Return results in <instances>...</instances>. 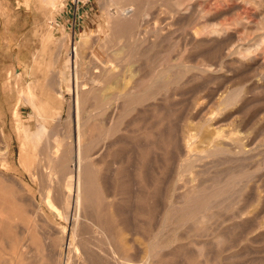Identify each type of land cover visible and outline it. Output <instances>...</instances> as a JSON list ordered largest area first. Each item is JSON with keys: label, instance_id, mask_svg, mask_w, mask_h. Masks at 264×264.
Wrapping results in <instances>:
<instances>
[{"label": "rangeland", "instance_id": "obj_1", "mask_svg": "<svg viewBox=\"0 0 264 264\" xmlns=\"http://www.w3.org/2000/svg\"><path fill=\"white\" fill-rule=\"evenodd\" d=\"M256 1L55 0L53 10L43 5L38 12L35 0H0V264H119L124 256L129 264H264V2L257 1L260 8ZM127 6L135 12L121 21ZM185 8L190 11L184 16ZM215 28L224 29L221 37L212 34ZM52 32V41L39 39ZM260 38L261 47L254 48ZM81 39L85 44L78 47ZM34 52H41L42 62L31 74ZM128 59L135 69L126 88L118 90L112 78L103 91L102 80L96 81L101 65ZM138 64L155 69L154 77L162 71L165 79L145 88L142 76L151 71ZM204 65L214 72L198 69ZM168 72L177 76L173 82ZM34 80L41 82L43 98L60 95L62 102L57 117L44 123L37 149L29 138L41 123L21 96ZM138 84L142 92L131 94L132 100L127 91ZM116 91L123 97L120 109L101 108ZM76 101L83 137L87 132L79 146ZM113 125L114 136L104 138ZM190 133L195 159L187 162L184 138ZM77 160L84 163L80 178ZM77 182L80 211L73 197ZM191 186L203 197L223 192L198 210L185 204L184 213L180 195ZM77 223L86 249L69 247Z\"/></svg>", "mask_w": 264, "mask_h": 264}, {"label": "bare ground", "instance_id": "obj_2", "mask_svg": "<svg viewBox=\"0 0 264 264\" xmlns=\"http://www.w3.org/2000/svg\"><path fill=\"white\" fill-rule=\"evenodd\" d=\"M58 1V0H57ZM257 1H259V0H257ZM257 1L255 2L257 5H258V3H257ZM54 2H55V0H39L38 1V6L40 7V9H42V11H43V5L44 6H46V7H52L53 5H54ZM125 2H126V0H125ZM133 2V1H132ZM260 2H261V0H260ZM263 2H264V0H262V4H263ZM122 4V3H121ZM174 4V3H173ZM57 5V4H56ZM55 5V6H56ZM131 5V4H130ZM259 5H260V3H259ZM258 5V6H259ZM176 6L178 7V3L176 4ZM191 6V5H190ZM261 6V5H260ZM259 6V7H260ZM45 7V8H46ZM122 7V6H121ZM44 8V9H45ZM53 8H54V6L51 8V10H53ZM180 8H181V5H180ZM261 8V7H260ZM136 9V8H135ZM134 8H132V7H130V6H127L126 8H124L123 10H120L121 12H119V20H121V21H123V20H128V19H130L132 16H133V14H134V10H135ZM139 9H141L140 7H139ZM191 9V8H190ZM175 10H177V9H175ZM187 10H189V9H184V11H182V15L184 14V16L186 15V14H188V13H186V12H188ZM140 11V10H139ZM138 11V12H139ZM190 11V10H189ZM44 12V11H43ZM118 12V11H117ZM144 12V11H143ZM142 12V13H143ZM142 13H139L137 16H139V17H141V15H142ZM178 14H179V12H178ZM181 14V13H180ZM261 14H262V12H261ZM49 15H51V13H49ZM48 15V16H49ZM115 15V14H114ZM181 15V16H182ZM143 16V15H142ZM261 17H264V16H261ZM137 19V18H136ZM262 19V18H261ZM117 21V20H116ZM134 21V20H133ZM262 21H264V19L262 20ZM113 22V21H112ZM114 24V23H113ZM132 25V24H131ZM257 25V24H256ZM135 26V25H134ZM215 26V25H214ZM219 26V25H218ZM125 27V26H124ZM132 27V26H131ZM137 28V27H136ZM207 30V29H206ZM257 30V29H256ZM212 34H214L216 37H221V36H219V35H221V34H223V32H224V29L223 28H215V29H212ZM121 34V33H120ZM225 34V33H224ZM263 34V33H262ZM262 34L260 35V36H262ZM51 35L52 34H48V35H46L43 39H45V40H47V39H49L50 37H51ZM213 35V36H214ZM121 38H122V36H121ZM213 39V38H212ZM216 39V38H215ZM220 39V38H219ZM219 39H217V40H219ZM261 39L262 38H260V39H258L256 42H255V44H254V48L255 47H259L260 46V41H261ZM216 40V41H217ZM219 41H221V40H219ZM211 42V41H210ZM209 42V43H210ZM218 42V41H217ZM224 43V42H223ZM263 43V42H262ZM85 44V39H81L80 41H79V43H78V47H80V46H82V45H84ZM219 44V43H218ZM222 44V43H221ZM219 47H220V44H219ZM247 47V46H246ZM261 47V46H260ZM221 48V47H220ZM249 47H247V48H245L244 50H242L243 52H244V55L245 54H248L249 53V51H250V49H248ZM130 50H132V47H131V49ZM130 50H129V55H130ZM221 50H223V49H221ZM224 50H225V48H224ZM263 50V49H262ZM256 51V50H255ZM132 53V52H131ZM236 53V52H235ZM76 54H77V52L75 53V57H76ZM137 54V53H136ZM234 54V53H233ZM239 54V53H238ZM139 54H137V56H138ZM246 56V55H245ZM140 57V56H139ZM125 58L127 59L128 57L127 56H125ZM134 58V57H133ZM245 58V57H244ZM136 59V58H135ZM151 59V58H150ZM241 59H243V58H241ZM252 59H253V56H252ZM125 60V59H124ZM130 59H128V60H126L127 62H124V63H121V64H118V63H114V62H112V60L111 61H109L105 66H103L102 67V65H101V67L100 68H102L99 72H97V74L98 75H96V81H97V84H98V81L100 82L101 80H102V90L103 91H105L106 90V88H107V86H106V84H107V82H109V79H112V78H115L116 80H117V82H118V84H119V86H117V87H119L120 89H118V90H121V89H125L126 87L124 86V81L127 79V77H128V75H129V73L130 72H133L132 71V69H135V68H133L134 67V65H133V67L131 66V65H129V61ZM137 60H139V59H137ZM155 60V59H154ZM154 60H151L152 62L151 63H153V61ZM156 60H158V59H156ZM250 60V59H249ZM254 60V59H253ZM159 61V60H158ZM242 61V60H241ZM264 61V60H263ZM157 62V61H156ZM239 62V61H238ZM158 63V62H157ZM156 63V64H157ZM159 63H160V61H159ZM158 63V64H159ZM182 63V62H181ZM180 63V64H181ZM132 64V63H131ZM154 64V63H153ZM157 64V65H158ZM161 64H162V62H161ZM182 64H184V63H182ZM181 64V65H182ZM238 64H240V62L238 63ZM143 64H141L140 66H142ZM152 65V64H151ZM155 65V64H154ZM157 65L155 66V67H157ZM193 65V64H192ZM40 66V65H39ZM39 66H38V68H39ZM136 66V65H135ZM137 66H139V64L137 65ZM136 66V67H137ZM139 66V67H140ZM159 66H160V64H159ZM184 66H186V64L184 65ZM191 66V65H190ZM205 66V65H204ZM132 67V68H131ZM168 66H166L165 68H167ZM170 67V66H169ZM178 67V66H177ZM179 67H180V65H179ZM182 67H183V65H182ZM181 67V68H182ZM188 67V65L186 66V69H188L187 68ZM195 67V66H194ZM240 67V66H239ZM264 67V66H263ZM144 68V66H142L141 67V69H143ZM146 68V67H145ZM144 68V69H145ZM152 68V67H151ZM157 68H160L161 69V67H157ZM164 68V67H163ZM198 68V67H197ZM39 69H41V68H39ZM138 68H136V70H137ZM172 69H174V68H172L171 67V69H170V71H172ZM184 67H183V69H181V70H183V72H184V70H186ZM191 69V68H190ZM198 69H200L201 71H204V72H206V73H209V74H211V73H213L214 72V68H212V67H210L209 65H207V66H205V67H199ZM97 70V69H96ZM165 70V69H164ZM167 70V69H166ZM169 70V69H168ZM177 70H178V68H177ZM176 69H175V71H177ZM189 70V69H188ZM145 71H151L150 69L149 70H144V72ZM154 71V73H156L155 72V69L153 70ZM156 71H158V70H156ZM174 71V72H175ZM26 72L28 73V71L26 70ZM136 72H138V71H136ZM143 72V71H142ZM179 72H180V70H179ZM182 72V71H181ZM180 72V73H181ZM139 73H141V72H139ZM147 73V72H146ZM154 73H152V71L150 72V73H148V74H144V76H142V74H141V76L142 77H146V79H142V81L140 80V79H138V80H140L141 82H146L147 83V85H146V83H145V85H144V87L145 88H147V87H150L151 85H153L154 84V82H155V84L157 85V82H162V81H160V80H164L165 78H164V74L162 73V71H161V73L159 74V75H157V76H155L154 77ZM169 73V72H168ZM167 73V74H168ZM172 73H173V71H172ZM177 73V72H176ZM179 73V74H180ZM216 73V72H215ZM166 74V75H167ZM174 75H175V73H173ZM179 74H178V76H179ZM173 75V76H174ZM140 76V77H141ZM168 76H172L170 73L166 76V77H168ZM173 76L171 77V79H170V77H169V79H170V82H173L172 81V79H173ZM100 77V78H99ZM139 77V78H140ZM141 77V78H142ZM174 77H176L177 78V76H174ZM155 78V81H153V79ZM89 79V78H88ZM91 79V78H90ZM89 79V80H90ZM168 79V80H169ZM175 79V78H174ZM179 79V78H178ZM92 80V79H91ZM116 80H114V81H116ZM166 80H167V78H166ZM176 80V79H175ZM175 80H174V82H175ZM180 80V79H179ZM139 81V82H140ZM177 81V80H176ZM139 82H137V83H139ZM170 82L168 83V84H170ZM87 83V82H86ZM85 83V84H86ZM95 83V82H94ZM115 83V82H114ZM163 83H165V81H163ZM163 83H161V84H159V85H162ZM25 84V83H24ZM88 84V83H87ZM90 84V83H89ZM96 84V83H95ZM112 84V83H111ZM142 84V83H141ZM154 84V85H155ZM166 84V83H165ZM165 84H163V85H165ZM117 85V84H116ZM115 85V86H116ZM126 85V84H125ZM137 85V84H136ZM135 85V86H136ZM139 86H133V87H131V88H129V90L127 91L128 92V94L126 95L127 97H129L128 95H130V97H132L131 96V94H133V93H136V92H139V90L142 92V87H141V89L139 88L140 87V84H138ZM143 85V84H142ZM162 85V86H163ZM78 86V85H77ZM166 86V85H165ZM45 87V86H44ZM99 87H100V84H99ZM106 87V88H105ZM109 87H110V85H109ZM143 87V89L145 90V88ZM161 87V86H160ZM167 87V86H166ZM89 88V87H88ZM151 88V87H150ZM162 88V87H161ZM163 88H165V87H163ZM76 89V88H75ZM78 89V92H81V91H84V90H86L85 88L84 89H79V88H77ZM105 89V90H104ZM152 89V88H151ZM156 89H158V88H156ZM100 90L101 89H99V92H100ZM107 90H108V88H107ZM143 90V91H144ZM161 90V89H160ZM166 90V89H165ZM91 91V90H90ZM89 91V92H90ZM151 91V90H150ZM153 91H154V89H153ZM153 91H151V92H153ZM111 92V91H110ZM117 92V91H116ZM118 92H120V91H118ZM114 93V94H111L110 96H108L107 94V96H105V98H103V100H102V103H101V108H103L104 110H107V109H109V108H112L113 107V109L114 110H116V109H118L119 107H120V103L121 102H119L118 101V99L120 100V98H118V96H121V94L120 93ZM122 92V91H121ZM149 92V91H148ZM151 92H150V94H151ZM59 93V92H58ZM92 93V92H91ZM91 93H89V94H91ZM106 93V92H105ZM101 94V93H100ZM148 94V93H147ZM147 94H146V96H147ZM149 94V95H150ZM74 95V94H73ZM21 96H23L26 100H27V103H29L30 104V106L33 108V114H34V116H35V118H36V120L38 121V122H40L41 123V125L39 124V126H40V130H37L36 132H34V133H32V137L31 138H29L30 140L33 138V140H34V142H33V140H32V142L33 143H35V145H33V148H36V143L38 142V140H39V137H40V134L44 131L43 130V128H44V126H45V122L47 123L49 120H51V119H53V118H56L57 117V115L59 114V111H60V109H62L61 108V105H62V102H61V99H60V95H59V97H57L56 96V98L54 99V100H49V99H47V98H43V96H45V95H43L42 94V85H41V82L39 81V80H36V81H32V82H30L29 84L28 83H26V85L25 86H23V88H22V91H21ZM91 96V95H90ZM233 96V95H232ZM62 97V96H61ZM103 97V96H102ZM125 97V96H124ZM145 97V96H144ZM227 97V96H226ZM123 98V97H122ZM121 98V99H122ZM126 98V97H125ZM228 98V97H227ZM127 99V98H126ZM129 99V98H128ZM131 99V98H130ZM123 100H125V99H123ZM132 100H133V97H132ZM131 100V102H134V101H132ZM134 100H140V99H134ZM227 100V99H226ZM79 101V100H78ZM78 101H76V112H75V120H76V124L78 125V128H80L81 127V125L82 124H80V118H81V116H80V108H82V106L79 108V106H78ZM81 101V100H80ZM127 101V100H126ZM130 102V103H131ZM229 102V101H228ZM126 104V102L124 101V102H122V104ZM134 103H136V102H134ZM127 107V106H126ZM129 107V106H128ZM120 109V108H119ZM110 118H112V117H110ZM15 119H16V121H18V117L17 116H15ZM116 119V118H115ZM119 119H120V117H119ZM116 121V120H115ZM108 122H109V120H108ZM19 123V122H18ZM112 123V122H111ZM201 123V122H200ZM110 124V123H109ZM112 124H114V123H112ZM80 126V127H79ZM202 125H200V127H201ZM199 127V128H200ZM77 128V129H78ZM30 130V129H29ZM36 130V129H35ZM88 129H86V131H87ZM23 131V130H22ZM21 131V132H22ZM34 131V130H33ZM90 131V130H89ZM88 131V132H89ZM20 132V133H21ZM32 132V131H31ZM78 133L77 134H75V142H76V145H78L79 146V144L81 143V141L82 140H86V137H85V135L87 134V132H86V134L84 135V137H83V134L82 133H84V132H82L81 131V128L80 129H78V131H77ZM82 132V133H81ZM115 132H116V129H115V126L113 125V127H111L110 128V126H108V130L106 131L105 130V134L103 133V135H104V138H108L109 137V135H113L114 136V134H115ZM199 132V131H198ZM23 133L26 135L27 134V131L26 130H24L23 131ZM22 134V133H21ZM97 134V133H96ZM198 134V133H197ZM5 135V134H4ZM102 135V134H101ZM101 135H99L98 136V138L99 137H101ZM20 136V135H19ZM23 136V135H22ZM97 136V135H96ZM3 137V136H2ZM57 137V136H56ZM66 137V136H65ZM185 137V136H184ZM195 136H193L191 133L190 134H188V136L187 137H185L184 138V142H185V148H186V151H185V153H186V161L187 162H191L192 161V158H194V157H190V155L191 154H193V153H195L194 152V150L195 149H193V148H195V147H193L192 146V144H193V142L195 141L194 138ZM28 138V137H27ZM71 138V137H70ZM84 138V139H83ZM4 139V138H3ZM101 139H102V137H101ZM101 139H99V142L101 141ZM7 140V139H6ZM54 140V139H53ZM52 140V141H53ZM91 140H93V139H91ZM95 140V139H94ZM93 140V141H94ZM107 140V139H106ZM28 141V140H27ZM57 141V140H56ZM56 141H55V143H56ZM96 141H97V138H96ZM117 141V140H116ZM248 142V141H247ZM3 143H4V141H3ZM27 143V142H26ZM29 143H31V142H29ZM32 143V144H33ZM90 143H91V141H90ZM89 143V144H90ZM112 143V142H111ZM23 144V143H22ZM86 144V143H85ZM83 145V146H86V145ZM88 144V143H87ZM88 144V145H89ZM105 144V143H104ZM107 144V143H106ZM55 145V144H54ZM194 145V144H193ZM217 145V144H216ZM27 145H25V147H26ZM29 146V145H28ZM35 146V147H34ZM83 146H81V147H83ZM104 146V145H103ZM195 146V145H194ZM105 147V146H104ZM215 147V146H214ZM220 147V146H219ZM22 148V147H21ZM32 148V149H33ZM37 148H38V146H37ZM36 148V149H37ZM76 148H78V147H76ZM213 148V147H212ZM81 149V148H80ZM220 149H222V148H220ZM35 150V149H34ZM34 150H33V152H34ZM49 150V149H48ZM54 150H55V148H54ZM104 150V149H103ZM193 150V151H192ZM217 150V149H216ZM223 150V149H222ZM21 151H24V150H21ZM38 151V150H37ZM199 151V150H198ZM211 151V150H210ZM65 152V151H64ZM191 152H193V153H191ZM21 153H23V152H21ZM79 153V152H78ZM196 153H197V149H196ZM199 153V152H198ZM197 153V154H198ZM38 154V153H37ZM61 154V153H60ZM65 154V153H64ZM211 155V154H210ZM192 156V155H191ZM184 157V156H183ZM53 158V157H52ZM78 158H79V156H78ZM197 158V157H196ZM200 158V157H199ZM203 158V157H202ZM86 159V158H85ZM88 159V158H87ZM195 159V158H194ZM59 160V159H58ZM58 160L56 161V162H58ZM89 160V159H88ZM73 160H71V162H72ZM82 161H84V159L82 160ZM24 162V163H23ZM22 163L23 164H25V161H23ZM55 162V163H56ZM69 162V161H68ZM78 162V163H77ZM77 166H75L76 168H75V170L74 171H76V173L75 174H77V177L78 178H80V175H81V173H82V171H83V162H80V161H78L77 160ZM87 162V161H86ZM224 163V162H223ZM22 164V165H23ZM57 164V163H56ZM65 165L67 164V161L64 163ZM63 164V165H64ZM72 164V163H71ZM229 164V163H228ZM28 165H29V163H28ZM52 165V164H51ZM58 165V164H57ZM180 165H181V163H180ZM185 165V164H184ZM25 166V165H24ZM182 166H183V164H182ZM192 166V165H191ZM26 167H27V164H26ZM33 167V166H32ZM186 167V166H185ZM188 167V166H187ZM186 167V168H187ZM29 168V167H28ZM57 168V167H56ZM186 168H185V170H186ZM54 170H56V169H54ZM58 170H59V168H58ZM67 170V169H66ZM184 170V171H185ZM191 170V169H190ZM189 169H188V171H190ZM69 171V170H68ZM84 172V171H83ZM182 172V171H181ZM241 172V171H240ZM54 173H55V171H54ZM242 173H243V171H242ZM49 174V173H48ZM179 174V173H178ZM230 174V173H229ZM82 175H84V174H82ZM52 179V178H51ZM50 179V180H51ZM56 179V178H55ZM69 179H70V177H69ZM71 179H72V177H71ZM193 179V178H192ZM235 179V178H234ZM59 181V180H58ZM192 181V180H191ZM217 181V180H216ZM43 182H45V180L43 181ZM95 183H96V181H95ZM235 183V182H234ZM197 184V183H196ZM229 184V183H228ZM90 185V184H89ZM216 185V184H215ZM72 187V186H71ZM76 187V186H75ZM81 187H82V184L80 183V182H77V188H78V191L76 192V194H75V196H73L74 197V203H75V206H77L78 208H77V210L79 209V211H80V205H81V203L83 202V200H82V198H81V195H80V189H81ZM86 187V186H85ZM211 187V186H210ZM213 187V186H212ZM54 188V187H53ZM84 188V187H83ZM197 187H194V186H191V188L188 190V191H186V192H184V193H182L181 195H180V202L179 203H181L182 202V205H183V203H184V205L186 204L187 206H190V207H200V208H202V206L204 205V204H206V203H208L209 205H210V202H213L215 199H216V197H218L223 191H221V190H218V191H216L215 193H213V194H211V195H208L207 197H203V196H201L200 194H199V192H195V189H196ZM215 188V187H214ZM213 188V189H214ZM85 189V188H84ZM83 189V190H84ZM98 189H99V187H98ZM54 190V189H53ZM224 190V189H223ZM199 191V190H198ZM55 192V191H54ZM87 192H88V190H87ZM200 193H201V191H200ZM44 194V193H43ZM73 194V193H72ZM96 194V193H95ZM27 195V194H26ZM76 195H77V199H76ZM86 195V194H85ZM206 195V194H205ZM87 196V195H86ZM18 198V197H17ZM25 198V197H24ZM42 198H44V196L42 197ZM48 199V198H47ZM91 199V198H90ZM15 200H17V199H15ZM27 200V199H26ZM71 200V197H70V199H69V201ZM87 200V199H86ZM91 200H93V199H91ZM176 200H179L178 198L176 199ZM203 200H204V203H203ZM25 201V200H24ZM33 201V200H32ZM94 201H96V200H94ZM216 201V200H215ZM60 202V201H59ZM87 202V201H86ZM31 203V202H30ZM93 203V202H92ZM95 203V202H94ZM173 203V202H172ZM59 204V203H58ZM86 204V203H85ZM17 205V204H16ZM89 205V204H88ZM87 205V207H88V209H89V207L90 206H88ZM185 205V206H186ZM34 206V205H33ZM55 206V205H54ZM187 206L185 207V209L182 207H180L182 210L184 209V213L185 212H188L189 210V208H187ZM86 207V208H87ZM176 207V206H175ZM75 208V207H74ZM74 208H72V210L74 209ZM86 208H85V210H86ZM117 208V207H116ZM178 208V207H177ZM54 209V208H53ZM165 209V208H164ZM179 209V208H178ZM178 209H177V216H178V212L181 210V209H179V211H178ZM187 209V210H186ZM208 209H209V207H208ZM59 210V209H58ZM91 210V209H90ZM116 210V209H115ZM176 210V209H175ZM182 210H181V212H182ZM186 210V211H185ZM195 210V209H194ZM196 210H198V208L196 209ZM195 210V211H196ZM205 210V208H203V211ZM54 211H57V208H55L54 209ZM64 211V210H63ZM78 211V212H79ZM82 211V210H81ZM87 211H89V210H87ZM162 211V210H161ZM167 211V210H166ZM174 211V210H173ZM192 211H193V208H192ZM202 211V210H201ZM1 212V211H0ZM75 212V211H74ZM73 212V213H74ZM121 212V211H120ZM181 212H180V214H181ZM200 211H197L196 213H199ZM205 212V211H204ZM61 213V212H60ZM88 213V212H87ZM87 213H86V215H87ZM92 213V212H91ZM123 213V212H122ZM166 213V212H165ZM176 213V212H175ZM175 213H173V214H175ZM190 213V212H189ZM195 213V212H194ZM6 214H8V213H6ZM33 214H34V212H33ZM63 214V213H62ZM81 214H82V212H81ZM80 214V215H81ZM173 214H172V217H175V215L173 216ZM188 213H186V215H187ZM89 215V214H88ZM92 215V214H91ZM166 215V214H165ZM204 215V214H203ZM83 216V215H82ZM100 216V215H99ZM103 216V215H102ZM175 217V218H178V217ZM180 216H185L183 213L180 215ZM190 216V215H189ZM188 216V217H189ZM207 216V215H206ZM8 217V216H7ZM65 217V216H64ZM63 217V218H64ZM89 217V216H88ZM101 217V216H100ZM168 217V216H167ZM201 217H203V216H201ZM93 218V217H92ZM109 218V217H108ZM170 218H171V216H170ZM174 218V219H175ZM73 219V218H72ZM78 219V218H77ZM88 219V218H87ZM179 219H181L180 217H179ZM178 219V220H179ZM80 220V219H79ZM84 220V219H83ZM83 220L81 221V222H83ZM88 220H91V219H88ZM110 220H111V218H110ZM109 220V221H110ZM173 220V219H172ZM184 220V219H183ZM185 220H186V218H185ZM201 220H202V218H201ZM74 221H77V220H75V219H73V222ZM92 221V220H91ZM96 221V219L94 220L93 219V223ZM89 223H91L90 221H88ZM103 222V221H102ZM112 222H113V220H112ZM123 222V221H122ZM197 222H199V221H197ZM91 224V226L93 225L94 226V224ZM109 223H111V222H109ZM200 223V222H199ZM83 224V223H82ZM81 224V225H82ZM121 224V223H120ZM123 224V223H122ZM204 224V223H203ZM74 225V224H73ZM87 225V224H86ZM110 225V224H109ZM118 225V224H117ZM163 225H164V223H163ZM75 226V225H74ZM92 226V227H93ZM104 226H106V225H104ZM113 226V225H112ZM197 226H199V225H197ZM83 227V226H82ZM110 227V226H109ZM109 227H107V228H109ZM200 227V226H199ZM115 228V227H114ZM116 228H117V226H116ZM178 228V227H177ZM106 229V228H105ZM113 229V228H112ZM118 229V228H117ZM120 229V228H119ZM122 229V228H121ZM74 230V229H73ZM95 230H96V232H95ZM48 231V230H47ZM58 231V230H57ZM162 231V230H161ZM160 231V232H161ZM94 232H95V237L98 239L97 241H100V239L99 238H102V237H99L98 235L101 233L99 230H98V227H96V226H94ZM93 232V233H94ZM49 233V232H48ZM64 233V232H63ZM109 233H112V231H109ZM87 234V233H86ZM85 234V235H86ZM91 234V233H90ZM43 235V234H42ZM45 235H46V233H45ZM82 235H83V230L81 229V226H80V224H78L77 223V228H76V230L73 232V235H72V239H71V241L68 243L69 244V247H72V246H75L76 248H79V250L81 249V248H83V249H86V248H84V241H83V239H82ZM88 235V234H87ZM86 235V236H87ZM118 235L119 234H117L116 236L118 237ZM111 236H113V234L111 235ZM115 235H114V237L113 238H115L116 237ZM45 237V236H44ZM107 237V236H106ZM46 238V237H45ZM87 239H89V237H86ZM91 238V241H93L92 239V237H90ZM109 238V237H108ZM47 239V238H46ZM104 239V238H103ZM111 239V238H110ZM68 240H70V239H68ZM90 240V239H89ZM88 240V241H89ZM90 241V242H91ZM106 241H107V239H106ZM120 241V240H119ZM59 242V241H58ZM86 242V241H85ZM101 243L100 244H102L103 242H102V240L100 241ZM112 242V241H111ZM92 243H94V241L92 242ZM107 244H105V245H108V241L106 242ZM159 243V242H158ZM98 244V243H97ZM99 244V245H100ZM112 244V243H111ZM117 244V243H116ZM71 245V246H70ZM94 245V244H93ZM98 245V246H99ZM162 245V244H161ZM36 246V245H35ZM46 246V245H45ZM48 246V245H47ZM112 246V249H113V245H111ZM111 246H110V248H111ZM157 246H159L158 244H156V248H157ZM22 247V246H21ZM26 247H27V245H26ZM37 247V246H36ZM97 247V246H96ZM95 246H94V252H95V249H97ZM115 247H117V245L115 246ZM125 247V246H124ZM42 248V247H41ZM47 248H49V247H47ZM67 248V247H66ZM89 248V247H88ZM91 248V247H90ZM104 248H106L105 249V251L107 250V247H104ZM109 248V247H108ZM118 248V247H117ZM32 249V248H31ZM92 249V248H91ZM118 249H120V248H118ZM116 250V251H119V250ZM122 249V248H121ZM155 249V248H154ZM153 249V250H154ZM22 250H24V247H23V249ZM69 250V249H68ZM99 249H97L96 251H98ZM101 250H102V248H101ZM101 250H99V252H101L100 254L101 255H103V256H106V254L104 255V251L102 252ZM32 251V250H31ZM52 251V250H51ZM115 251V252H116ZM123 251V250H122ZM92 252V250L90 251V253ZM108 252V251H107ZM114 252V253H115ZM58 253V252H57ZM68 253H70V251L68 252ZM81 253V252H80ZM84 254H86V250H84V252H83ZM82 253V254H83ZM89 253V254H90ZM103 253V254H102ZM125 253V252H124ZM72 254H73V252H72ZM78 254H79V252H78ZM93 253H91V255H92ZM95 254V253H94ZM112 254V253H111ZM111 254H109V256L111 255ZM155 254H157L156 252L153 254V255H155ZM31 255V254H30ZM29 254L27 255V257H29L30 256ZM33 255V254H32ZM69 255V254H68ZM71 255V254H70ZM97 255V254H96ZM95 255V256H96ZM99 255V254H98ZM122 255V254H121ZM126 255V254H125ZM35 256V255H34ZM58 256V255H57ZM65 256V255H64ZM93 256V255H92ZM112 256H114V254H112ZM117 256V255H116ZM26 257V258H27ZM86 257L88 258V255L86 254ZM111 257V256H110ZM119 257H121V256H119ZM123 257V256H122ZM96 259H97V257H95ZM101 258H102V256H101ZM107 258H108V256H107ZM112 258V257H111ZM117 258V257H116ZM148 258H149V256H148ZM39 259V258H38ZM69 259V258H68ZM120 259V258H119ZM126 259H128V258H125V256H124V258H123V261H122V263L121 262H119L118 261V263L119 264H129L127 261L129 260H126ZM72 260H73V258H72ZM103 260V259H102ZM105 260H108V259H105ZM114 260L116 261V259H115V257H114ZM70 261V260H69ZM96 261H99L98 259L96 260ZM112 261V260H111ZM114 261V262H115ZM36 262V261H35ZM34 262V263H35ZM81 262V261H80ZM79 262V263H80ZM100 262H101V260H100ZM99 262V263H100ZM109 262V261H108ZM113 262V261H112ZM148 262H149V259H148ZM64 263H65V261H64ZM78 263V262H77ZM44 264V263H43ZM100 264H102V263H100ZM114 264V263H113ZM143 264V263H142ZM148 264H150V263H148Z\"/></svg>", "mask_w": 264, "mask_h": 264}, {"label": "crops", "instance_id": "obj_3", "mask_svg": "<svg viewBox=\"0 0 264 264\" xmlns=\"http://www.w3.org/2000/svg\"><path fill=\"white\" fill-rule=\"evenodd\" d=\"M35 1H36L37 11L38 12H42V9H40V7L38 6V1L39 0H35ZM51 34H52V36L49 39H47V40L43 39L45 36H41V37H39V39L42 40V41H44L45 43L50 42V41H52V38H53V32ZM32 57H33V66L31 68V74H34V73H36V70L39 69L38 66L41 65V62H42V60H41L42 54H41V52L40 53L39 52H34L32 54ZM21 63L24 65L25 61L22 60ZM23 68H24L23 74H26L27 73L26 72L27 69H26L25 66H23ZM34 81H36V80H34Z\"/></svg>", "mask_w": 264, "mask_h": 264}, {"label": "built area", "instance_id": "obj_4", "mask_svg": "<svg viewBox=\"0 0 264 264\" xmlns=\"http://www.w3.org/2000/svg\"><path fill=\"white\" fill-rule=\"evenodd\" d=\"M75 1H76V3H77L78 1H81V2L83 1V2H85L86 0H75Z\"/></svg>", "mask_w": 264, "mask_h": 264}]
</instances>
